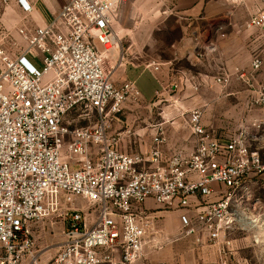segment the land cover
Masks as SVG:
<instances>
[{
    "label": "built area",
    "instance_id": "1",
    "mask_svg": "<svg viewBox=\"0 0 264 264\" xmlns=\"http://www.w3.org/2000/svg\"><path fill=\"white\" fill-rule=\"evenodd\" d=\"M123 2L66 0L45 26L17 29L26 45L15 42L18 52L6 45L10 34L2 31L0 264H146L147 248L160 249L164 236L153 228L148 200L181 212L185 237L200 245L206 239L225 258L231 253L233 201L264 179L261 155L251 149L245 129L223 141L213 138L200 109L189 113L191 153L165 157L161 129L148 156L119 151L121 135L110 134L112 124L127 104L142 98L136 82L113 80L133 55L114 29ZM17 3L30 11L25 0ZM247 28L264 31V10ZM32 52L41 70L27 58ZM263 65L261 49L252 73L236 74L253 86ZM146 69L160 65L150 62ZM230 79L222 74L215 81L226 87ZM256 94L251 106L264 108V90ZM48 219L61 223L62 242L43 262L34 234Z\"/></svg>",
    "mask_w": 264,
    "mask_h": 264
},
{
    "label": "crops",
    "instance_id": "2",
    "mask_svg": "<svg viewBox=\"0 0 264 264\" xmlns=\"http://www.w3.org/2000/svg\"><path fill=\"white\" fill-rule=\"evenodd\" d=\"M25 2L30 6L28 12L17 0L3 9L0 5V42L2 31L6 30L22 46L20 36L15 35L17 29L45 26L58 15L66 0ZM130 2L135 4L133 26L142 29L152 21L156 31L169 26L180 37L171 44L173 54L169 59L155 61L160 65L158 71L130 61L115 71L113 80L117 85L134 81L142 95L138 103L127 104L112 124L110 134L121 135L119 151L148 156L153 138L161 129L166 138L162 148L165 157L178 150L191 153L195 137L189 128V113L200 109L202 125L213 138L223 141L245 129L252 139L251 149L259 151L264 162V108L251 106L256 93L264 90V65L254 74L253 86L236 74L237 70L251 74L253 56L264 49V31L247 28L250 19L264 10L261 0H124L121 20L126 17ZM167 20L174 23L166 26ZM222 74L231 75L226 87L215 81ZM62 155L66 159V148ZM72 167L77 169L79 165ZM145 208L159 214L163 210L153 200H148ZM171 223L170 229L174 226ZM167 241L163 236V246ZM203 244L219 253L206 239ZM151 249L147 248L146 264H174V247L157 254Z\"/></svg>",
    "mask_w": 264,
    "mask_h": 264
},
{
    "label": "rangeland",
    "instance_id": "3",
    "mask_svg": "<svg viewBox=\"0 0 264 264\" xmlns=\"http://www.w3.org/2000/svg\"><path fill=\"white\" fill-rule=\"evenodd\" d=\"M134 9V2H130L126 17L123 20L120 17L114 24V29L122 39L123 48H130V54L133 53L129 56L130 63L145 67L158 59H169L173 54L171 44L180 37L176 30H170L168 26L160 32L156 31L152 21L143 25L142 29L133 26L131 22L136 13ZM165 22L166 26L174 23L172 20ZM15 35L18 36V33L15 32ZM13 36L10 34L5 43L14 48V52H18L21 48L13 47L16 42ZM19 39L20 44L25 47V43ZM27 58L41 70L42 65L35 60L33 52ZM233 202L234 224L233 230L228 234L231 253L226 258L215 253L206 244H197L194 237L186 238L179 219L181 212L165 209L160 210V214L158 211L149 212L154 230L162 232L168 238L164 246L151 249V252L157 254L168 247H174V264H264V179L238 192ZM170 222L174 224L171 229L168 227ZM34 237L36 250L42 254V261H48L61 244V223L55 219L45 220L39 225Z\"/></svg>",
    "mask_w": 264,
    "mask_h": 264
}]
</instances>
